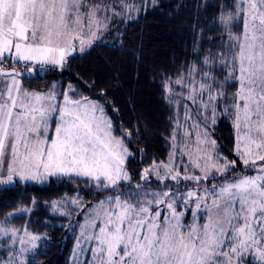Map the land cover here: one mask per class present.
Here are the masks:
<instances>
[{
  "label": "snow or ice",
  "instance_id": "6c2138e0",
  "mask_svg": "<svg viewBox=\"0 0 264 264\" xmlns=\"http://www.w3.org/2000/svg\"><path fill=\"white\" fill-rule=\"evenodd\" d=\"M156 3L145 0L143 7ZM223 8L234 10L225 14ZM139 10L127 0H0V184L63 176L79 178L89 194L104 197L90 204L71 198L84 218L71 264H264V0L222 5L226 39L222 34L215 49L197 46V58L174 81L166 78L165 99L183 104L185 124L193 108L197 118L185 128L183 145L177 120L168 160H153L134 185L125 167L132 133L115 137L103 105L71 84L58 90L53 83L47 93L22 88L25 74L39 76L49 65L62 70L117 17ZM237 24L242 31L233 34ZM229 81L239 85L231 95L223 91ZM218 113L233 122L238 159L217 154L210 138L208 122L215 126ZM17 232L0 226V237L12 241L0 264L34 258L41 237L25 229L29 239L20 237L13 255ZM84 254L90 257L81 260Z\"/></svg>",
  "mask_w": 264,
  "mask_h": 264
},
{
  "label": "trees",
  "instance_id": "16d2710c",
  "mask_svg": "<svg viewBox=\"0 0 264 264\" xmlns=\"http://www.w3.org/2000/svg\"><path fill=\"white\" fill-rule=\"evenodd\" d=\"M224 3L231 5L232 0H208L199 4V8L159 0L125 22L118 45L97 43L86 53L70 57L62 70L48 67L39 76L21 80L29 90L42 92L49 91L53 83L58 90L71 84L78 95L103 105L114 136L132 133L125 140L133 153L126 160V169L135 184L139 181L138 174L153 160H168L175 108L165 99L163 85L166 78L175 80L182 68L186 69L197 58L194 51L197 46L206 51L221 44L223 33L218 17L219 4ZM231 30L239 33L242 25L237 24ZM210 37L215 39L214 44L210 43ZM236 85L234 81L225 87L229 95L236 91ZM214 135L219 153L238 159L234 155V130L228 120L219 121ZM78 179L57 176L42 185L21 182L9 187L0 185V221L41 235L29 264H70L79 220L70 223L53 214L52 203L65 197H83L85 204L104 198L89 194L87 185L78 183Z\"/></svg>",
  "mask_w": 264,
  "mask_h": 264
},
{
  "label": "rangeland",
  "instance_id": "374dc122",
  "mask_svg": "<svg viewBox=\"0 0 264 264\" xmlns=\"http://www.w3.org/2000/svg\"><path fill=\"white\" fill-rule=\"evenodd\" d=\"M158 1H159V0H157V2H158ZM168 1H170V2L174 1V2H176V3H185V4H188V5H194V7H196L197 4H203V5H204V3H206L208 0H168ZM110 2H113V3H117V4H118V0H110ZM232 2H233V0H232ZM127 3L130 4V5L138 6V7L140 8V10H139V11H131L130 13H127V16H129V17H131V18H124V19H122V18H120V17H117V19H116L114 22H111V23H110V30H109V31H105V32L103 33L101 39L98 40V41H96L91 47H93V46H94L95 44H97V43L114 44V45H118V44L120 43V40H121V33H122V27H123V25L125 24V22L128 21V20H130V19H133V18L136 17L141 11H144V10H145V8L143 7V5H144V3H145V0H127ZM222 5H227V3H224V4H222ZM222 5L219 4V8H221ZM148 6L150 7V6H152V5L149 4ZM118 8H119V5H118ZM147 8H148V7H147ZM147 8H146V9H147ZM119 10L124 11L123 9H119ZM233 10H234V8H232V10H231V8H230L229 10H226V11H223V12L226 14V13H228L229 11H233ZM219 17H220V16H219ZM219 17H218V23H219ZM219 25H220V23H219ZM220 27H221L220 29H221L222 33L224 34V32H223V27H222V26H220ZM117 30H118V31H117ZM231 31H232V30H231ZM232 32H233V31H232ZM233 34H235V33L233 32ZM91 47L85 46V52L81 53V52H79V51L77 50V51L73 54V56H74V55H82V54L86 53ZM78 48H79V45H78V43H77V49H78ZM56 68H59V67H56ZM173 81H174V80H173ZM233 82H234V81H229L228 84H231V83H233ZM236 84H237V85H236V90H237V88L239 87L238 82H236ZM173 87H175V88L177 89V91H179V87H178V86H176L175 84H173ZM223 91L227 92V89L224 88ZM186 103H188V104L191 106V102H190V101H187ZM171 104H172V105L174 106V108H175V119H174L175 122H174V127H176V122H177V120H179L180 124L183 125V127H181V128L179 129V133H178V135H179L180 138H181V140L178 141V143H180L181 145H183L184 141H185L186 139H188V138L185 137V128H186V127H191V125L193 124V121L197 118V113L195 112V109L193 108V118H192L191 120H188V121H187V124H185V120H184V118H185L186 113H185V110H184V106H183V104H179V105L176 104L175 99H173V101H172ZM221 108H223V105H221ZM105 115H106V113H105ZM106 118H107L108 120H110V119L107 117V115H106ZM221 120H228V121L230 122V124H231V126H232V128H233V130H234L235 140H236V130H235L234 126H233V122H232V120L229 118L228 115H220L219 113L217 114V121H216L215 126H212V125H211V120H209V122H208V123H209V135H210V138H211V139H214V140L217 142L214 133H215V128H216V126L218 125L219 121H221ZM200 131L202 132L203 129H200ZM53 133H54V132H53ZM112 133H113V131H112ZM113 135H114V134H113ZM115 137H116V136H115ZM117 138H119V137H117ZM190 139H191V141L194 142L195 139H196L195 134H193V135L190 137ZM172 143H173V142H172V140H171V138H170V141H169L170 152H171V150H172ZM216 147H217V149L219 148V147H218V143H216ZM170 152H169V153H170ZM217 154L221 155V154L219 153V150H218V153H217ZM221 156H223V155H221ZM168 158H169V155H168ZM183 159H184L185 161H187L188 157H187V156H184ZM125 167H126V163H125ZM241 167H242V165H241ZM197 172H198V170H197ZM51 178H52V177H51ZM51 178H49V180H50ZM49 180H47V181H45V182H43V183H37V182H34V181H29V182H27V183H35V184H40V185H42V184L47 183ZM21 183H23V182H21ZM169 183H171V181H169ZM0 185H1V186H4V187H9V186H12L13 184H11V185L0 184ZM133 185H134V184H133ZM190 186H191V185H190ZM126 187H127V186H126ZM152 187H156V185L153 184ZM65 198H66V197H65ZM65 198L62 199V200H59V201H55V202L58 203V207H57L56 210H54L53 207H51V209H52V213L55 214V215H59V216H62V217H64V218H66L70 223H72L73 221H74V223H75V221H77V220H79V223H83V222H84V218H83V216H82V215H77V213L80 212V209L77 208L76 206H74V205L71 204V202H70V201H71V198H70V197H67V198H68V202L65 203ZM102 199H103V198H102ZM94 202H97V201H93L92 203H94ZM89 204H90V203H89ZM61 212H65L66 214H65V215H61V214H60ZM0 226L6 227V228H8V229H16V230H18V232H17L16 243H15V245L13 246V248H14L13 255H15V253L18 252L19 248L21 247V244H20V242H19V238H20V237H23L25 241H28V239H29L28 236H25V229H20V228H17V227H13V226L7 224L6 222H1V221H0ZM79 231H80V229H79V226H78V234H79ZM28 233H30V234H34V233L29 232V231H28ZM35 235H38V234H35ZM39 236L41 237V235H39ZM11 243H12V241H11L10 238L0 237V259L7 260V258H8V251H7V249H8V247H9V245H11ZM38 244H39V241H37V245H38ZM24 246H25V247H29L30 245L26 243ZM28 255L31 256L32 253H29ZM85 256H89V257H90V254H84V255H81V257H80L81 260H83V259L85 258ZM70 264H71V261H70Z\"/></svg>",
  "mask_w": 264,
  "mask_h": 264
},
{
  "label": "crops",
  "instance_id": "0c3cea01",
  "mask_svg": "<svg viewBox=\"0 0 264 264\" xmlns=\"http://www.w3.org/2000/svg\"><path fill=\"white\" fill-rule=\"evenodd\" d=\"M48 67H53V66H47V68ZM21 84H22V88L24 89V90H27V91H31V92H42V91H35V90H29L26 86H24V84H23V82H22V80H21ZM48 91H44L43 93H47ZM60 99L62 100L63 99V97H60ZM54 129H55V124L54 123H50V131L53 133L54 132Z\"/></svg>",
  "mask_w": 264,
  "mask_h": 264
},
{
  "label": "water",
  "instance_id": "95a60500",
  "mask_svg": "<svg viewBox=\"0 0 264 264\" xmlns=\"http://www.w3.org/2000/svg\"><path fill=\"white\" fill-rule=\"evenodd\" d=\"M17 70H19V69H17ZM19 71H24V70H19ZM34 77H36V76H30L28 74H25L22 78H34Z\"/></svg>",
  "mask_w": 264,
  "mask_h": 264
},
{
  "label": "built area",
  "instance_id": "2783aa9c",
  "mask_svg": "<svg viewBox=\"0 0 264 264\" xmlns=\"http://www.w3.org/2000/svg\"><path fill=\"white\" fill-rule=\"evenodd\" d=\"M11 65H12V64H11ZM12 66H13V65H12ZM4 67H5V68H12V67H10L7 63H5ZM18 69H22V68H18Z\"/></svg>",
  "mask_w": 264,
  "mask_h": 264
}]
</instances>
